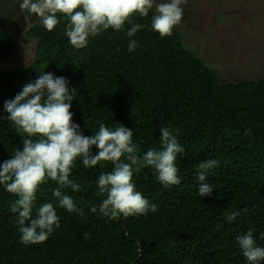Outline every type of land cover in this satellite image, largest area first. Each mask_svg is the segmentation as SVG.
Returning a JSON list of instances; mask_svg holds the SVG:
<instances>
[{
	"label": "trees",
	"instance_id": "obj_1",
	"mask_svg": "<svg viewBox=\"0 0 264 264\" xmlns=\"http://www.w3.org/2000/svg\"><path fill=\"white\" fill-rule=\"evenodd\" d=\"M154 11L134 14L133 23L144 27L133 37L126 23L124 31L109 28L81 49L70 44L62 17L52 31L36 27L35 61L1 66L0 164L22 149L27 136L7 119L4 102L51 72L69 81L72 121L85 136L101 123L113 129L120 123L132 129L142 155L161 147L160 129L169 127L184 148L175 160L181 183L165 187L153 168L134 166L132 182L156 210L103 216L98 208L105 196L98 195L97 181L113 165L103 161L85 168L78 157L69 179L80 189L62 191L83 215L60 208L52 195L57 184L47 179L35 194L33 218L36 208L50 202L60 225L36 244L21 241L18 214L10 211L18 196L0 185V264H249L236 240L248 229L264 247V76L220 81L217 71L185 47L180 29L161 37L151 28ZM130 40L138 45L132 52ZM10 45L0 46V62ZM208 159L217 161L205 181L213 193L201 197L198 165ZM233 211L240 215L228 221Z\"/></svg>",
	"mask_w": 264,
	"mask_h": 264
},
{
	"label": "clouds",
	"instance_id": "obj_2",
	"mask_svg": "<svg viewBox=\"0 0 264 264\" xmlns=\"http://www.w3.org/2000/svg\"><path fill=\"white\" fill-rule=\"evenodd\" d=\"M183 3L185 0H162L159 3L155 0H21L19 8L30 15L36 14L48 31H52L62 17L70 44L81 49L89 43L90 37L109 28L124 31L126 23L131 25L126 30L127 36L133 37L144 27L133 23L134 14L147 17L154 7L151 28L161 37L171 36L173 28L182 19ZM137 46L135 40H130L128 51L132 52ZM68 85L66 77L42 72L34 81L24 85L13 99L4 102V109L9 113L7 119L27 134L22 139V149H16L10 159L0 164V185L18 196L10 211L18 214L17 228L25 244L44 242L60 225V217L50 202L36 208L33 218L35 194L47 179L57 184L52 195L58 206L83 215L73 198L62 191L68 187L73 191L80 189L79 184L69 179L78 157L85 168L103 161L113 165L112 170L102 172L97 181L98 195L105 196L98 208L103 216L123 214L128 217L156 210V205L150 204L136 190L132 182L134 166L153 168L158 181L165 187L181 183L175 160L184 148L169 127L160 129L161 147L151 148L142 155L137 154L132 142V129L123 124L117 123L113 129L101 123L95 134L85 136L80 125L72 121L70 107L74 96ZM93 145L97 149L95 154L92 153ZM216 165L217 161L213 159L199 163V196L213 193L212 185L205 181L209 170ZM91 211L96 212L97 207L93 206ZM239 215L240 212L233 211L226 219L233 221ZM88 238L90 234L85 233V239ZM236 240L249 264L264 261V247L257 245L252 229L237 236Z\"/></svg>",
	"mask_w": 264,
	"mask_h": 264
},
{
	"label": "rangeland",
	"instance_id": "obj_3",
	"mask_svg": "<svg viewBox=\"0 0 264 264\" xmlns=\"http://www.w3.org/2000/svg\"><path fill=\"white\" fill-rule=\"evenodd\" d=\"M181 7L176 25L181 41L217 71L220 81L264 76V0H185ZM15 37L21 54L9 62H32L35 43Z\"/></svg>",
	"mask_w": 264,
	"mask_h": 264
},
{
	"label": "flooded vegetation",
	"instance_id": "obj_4",
	"mask_svg": "<svg viewBox=\"0 0 264 264\" xmlns=\"http://www.w3.org/2000/svg\"><path fill=\"white\" fill-rule=\"evenodd\" d=\"M21 0H0V46L3 49V45L7 42H11L6 57L0 62V74L2 73V65L7 67H24L33 63L36 59L38 39L32 32L36 27H43L42 22L36 14H28L26 11L22 12L19 8ZM16 36H22L23 39L33 41V60L32 62L23 65L22 63L11 64L10 57H18L21 51L16 49L17 38ZM27 44H32L26 42ZM1 84V81H0Z\"/></svg>",
	"mask_w": 264,
	"mask_h": 264
},
{
	"label": "water",
	"instance_id": "obj_5",
	"mask_svg": "<svg viewBox=\"0 0 264 264\" xmlns=\"http://www.w3.org/2000/svg\"><path fill=\"white\" fill-rule=\"evenodd\" d=\"M123 228L126 230V225L125 224H123ZM136 243H138V242L136 241ZM139 251H140V249H139Z\"/></svg>",
	"mask_w": 264,
	"mask_h": 264
}]
</instances>
